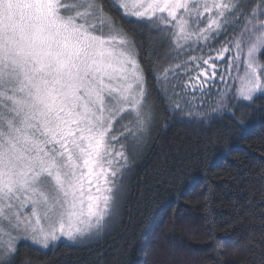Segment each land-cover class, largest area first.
<instances>
[{"label": "snow or ice", "instance_id": "1", "mask_svg": "<svg viewBox=\"0 0 264 264\" xmlns=\"http://www.w3.org/2000/svg\"><path fill=\"white\" fill-rule=\"evenodd\" d=\"M104 2L0 0V264L21 240L46 249L104 231L150 130V89L188 115L214 99L207 119L264 99V0Z\"/></svg>", "mask_w": 264, "mask_h": 264}, {"label": "trees", "instance_id": "2", "mask_svg": "<svg viewBox=\"0 0 264 264\" xmlns=\"http://www.w3.org/2000/svg\"><path fill=\"white\" fill-rule=\"evenodd\" d=\"M135 42L154 53L156 66H167L156 38L137 30ZM150 90V130L139 152L129 153L105 237L48 252L24 243L15 264H264V99L236 106L234 119L223 112L207 119L197 113L214 99L194 104L192 115L176 100L177 114Z\"/></svg>", "mask_w": 264, "mask_h": 264}, {"label": "rangeland", "instance_id": "3", "mask_svg": "<svg viewBox=\"0 0 264 264\" xmlns=\"http://www.w3.org/2000/svg\"><path fill=\"white\" fill-rule=\"evenodd\" d=\"M117 2H119V0H117ZM129 2H131V0H129ZM117 210H118V206H117ZM117 214V211L116 213L114 214L113 218L107 223V225L105 226V229L104 231L98 236V237H95L91 240H88L86 241L85 243H77V244H73L72 242L70 241H67V240H60L59 242H57L56 244H50V246L48 248H43L39 245H34L32 244L30 241H26V240H21L18 244V248L21 244H24V243H27V244H30L31 246L35 247L36 249L40 250V251H43V252H48L50 250H53L55 248H57L59 245L61 244H65V245H68V246H72V247H88V246H91V245H94L98 242H100L104 237L105 235L107 234V231L108 229L110 228V222L114 219V217L116 216Z\"/></svg>", "mask_w": 264, "mask_h": 264}]
</instances>
